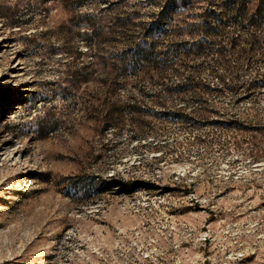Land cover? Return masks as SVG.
<instances>
[{
    "label": "rangeland",
    "instance_id": "1",
    "mask_svg": "<svg viewBox=\"0 0 264 264\" xmlns=\"http://www.w3.org/2000/svg\"><path fill=\"white\" fill-rule=\"evenodd\" d=\"M154 1L0 0V264H264V87L231 91L201 57L166 81L191 73L198 88L119 86L145 105L141 124L103 131L93 115L106 65L81 14L105 23ZM261 57L242 60V80ZM90 62V81L71 77Z\"/></svg>",
    "mask_w": 264,
    "mask_h": 264
},
{
    "label": "trees",
    "instance_id": "2",
    "mask_svg": "<svg viewBox=\"0 0 264 264\" xmlns=\"http://www.w3.org/2000/svg\"><path fill=\"white\" fill-rule=\"evenodd\" d=\"M203 1L208 2L209 6L203 7L204 4L199 3ZM154 2L151 4L157 10L146 12L141 10L140 5H135L132 10L124 14L119 13L111 20H105V23L104 16H97L92 12H83L80 16L82 41L84 40L88 50L96 52L93 56L106 65L103 72L98 73L96 97L99 104L92 110L98 122L103 125V131L119 127L128 117L133 124H141L147 115L145 105L138 97L126 98L118 94L121 85L126 86L131 81H155L163 85L160 91L177 93L200 87L191 73H188L185 82L176 84L174 88L167 86L166 81L171 72L181 74L178 68H173L178 65V61L183 67H192L190 62L195 59L210 57L214 60L212 72L216 73L231 91L240 87L249 91L264 87L263 60L260 61L263 66L260 65L252 71L248 80H242L239 72L244 64L242 60L247 59L248 64H251L256 55H261L264 59V46H261L264 44V0ZM197 5L201 10L193 12ZM194 19H197V22H192ZM231 24L237 30L228 33L226 28L232 26ZM187 27H193L195 31L201 28L199 35L196 36L195 31L188 32ZM186 35H190V38H183ZM222 42L229 46L221 45ZM244 43L249 44V47L240 46ZM113 44L118 48L106 56L104 46ZM120 45L122 46L119 47ZM83 53L86 54L82 49L79 51L78 47V54ZM228 54L235 56L236 71L228 64ZM90 63H83L81 71H69L71 77L75 74L80 81H90L93 74V63ZM194 99L202 100L197 97ZM178 115L205 118L207 112L200 107L189 113L178 111Z\"/></svg>",
    "mask_w": 264,
    "mask_h": 264
}]
</instances>
